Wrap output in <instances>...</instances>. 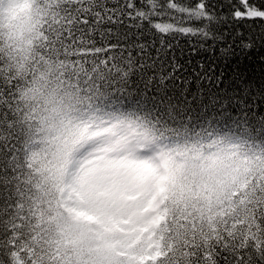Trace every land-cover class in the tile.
Returning <instances> with one entry per match:
<instances>
[{
  "label": "trees",
  "instance_id": "16d2710c",
  "mask_svg": "<svg viewBox=\"0 0 264 264\" xmlns=\"http://www.w3.org/2000/svg\"><path fill=\"white\" fill-rule=\"evenodd\" d=\"M110 9L117 0H0V264H264V41L222 52L170 33L159 43L181 71L153 78L100 42ZM36 76L75 92L100 136L126 126L127 143L165 158L159 229L146 212L159 181L150 170L134 200L81 194L91 220L74 223L68 171L57 177L31 154L22 92Z\"/></svg>",
  "mask_w": 264,
  "mask_h": 264
},
{
  "label": "snow or ice",
  "instance_id": "6c2138e0",
  "mask_svg": "<svg viewBox=\"0 0 264 264\" xmlns=\"http://www.w3.org/2000/svg\"><path fill=\"white\" fill-rule=\"evenodd\" d=\"M117 5L119 10L110 9L101 25L100 42L127 54L135 71L153 78L158 72L175 76L181 71L167 41L159 43V37L170 33L202 36L222 52L237 40L246 47L257 38L264 41V0H117ZM165 8L173 13L169 20L162 19Z\"/></svg>",
  "mask_w": 264,
  "mask_h": 264
},
{
  "label": "clouds",
  "instance_id": "9594fccd",
  "mask_svg": "<svg viewBox=\"0 0 264 264\" xmlns=\"http://www.w3.org/2000/svg\"><path fill=\"white\" fill-rule=\"evenodd\" d=\"M22 98L31 118L33 159L50 167L57 177L68 171L84 145L91 142L101 155L94 162L81 164L73 178L80 184L88 182L109 160V154L122 150L132 136V130L123 125L109 127L107 135L100 136L81 111L78 95L52 79L34 77Z\"/></svg>",
  "mask_w": 264,
  "mask_h": 264
},
{
  "label": "rangeland",
  "instance_id": "374dc122",
  "mask_svg": "<svg viewBox=\"0 0 264 264\" xmlns=\"http://www.w3.org/2000/svg\"><path fill=\"white\" fill-rule=\"evenodd\" d=\"M27 2L30 5L32 0H27ZM100 155L101 152L97 148L90 150L84 147L78 155L77 161L73 163L67 172L66 185L62 197L64 207L70 217L74 219V223L82 224L91 220L88 212L79 208L84 206L81 194L96 193L100 199L111 201L122 197L134 200L137 197L135 184L139 180L144 181L147 171L150 170V173L155 175L159 181L155 196L146 212L153 216L152 223L156 229H159L164 218L160 217L156 211L163 202V198L162 201L158 198V193H160V190L164 192L165 189V158L154 148H144L138 143H126L119 152L109 154V160L96 171L88 182L77 183L73 178L81 164L89 161L94 162ZM158 189L160 190L157 192ZM124 222L127 223L126 221ZM119 246L120 242L116 241L112 249L116 251ZM160 255L161 251L158 250L152 257L136 259L132 256L131 258L138 262H144L148 258L156 260Z\"/></svg>",
  "mask_w": 264,
  "mask_h": 264
},
{
  "label": "bare ground",
  "instance_id": "6f19581e",
  "mask_svg": "<svg viewBox=\"0 0 264 264\" xmlns=\"http://www.w3.org/2000/svg\"><path fill=\"white\" fill-rule=\"evenodd\" d=\"M160 189H158L157 190V192L159 191ZM162 190H160V193H158L159 194V196H158V198L162 201V198H163V191L161 192ZM157 192H156V196H157ZM156 198V197H155Z\"/></svg>",
  "mask_w": 264,
  "mask_h": 264
}]
</instances>
